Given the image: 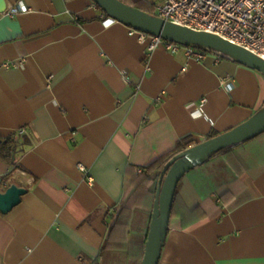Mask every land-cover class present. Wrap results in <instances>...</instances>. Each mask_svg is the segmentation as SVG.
I'll return each mask as SVG.
<instances>
[{"label":"crops","instance_id":"crops-1","mask_svg":"<svg viewBox=\"0 0 264 264\" xmlns=\"http://www.w3.org/2000/svg\"><path fill=\"white\" fill-rule=\"evenodd\" d=\"M129 32L92 0H4L0 138L13 135L16 166L0 160V191L26 193L0 213V264H140L159 158L264 108L254 69L181 45L147 51ZM175 191L158 264H264V132Z\"/></svg>","mask_w":264,"mask_h":264},{"label":"water","instance_id":"water-1","mask_svg":"<svg viewBox=\"0 0 264 264\" xmlns=\"http://www.w3.org/2000/svg\"><path fill=\"white\" fill-rule=\"evenodd\" d=\"M110 19L122 23L135 31L160 37L181 46L216 53L235 60L264 75V60L247 49L221 37L180 26L148 14L121 0H92ZM4 0H0V9ZM264 132V108L240 125L197 143L171 158L164 166L156 188L153 209L140 264H158L162 246L168 232L175 190L181 178L209 157L240 143L251 140ZM26 190L9 185L0 191V213L6 214L20 203Z\"/></svg>","mask_w":264,"mask_h":264},{"label":"built area","instance_id":"built-area-1","mask_svg":"<svg viewBox=\"0 0 264 264\" xmlns=\"http://www.w3.org/2000/svg\"><path fill=\"white\" fill-rule=\"evenodd\" d=\"M24 10L25 6L17 5L11 9L10 15ZM154 15L180 26L217 35L264 60V0H160ZM129 33L147 42V51L163 47L174 53L179 46L133 29ZM187 52L196 59L203 57V52L191 47ZM221 83L227 91L232 90L231 81L222 79Z\"/></svg>","mask_w":264,"mask_h":264},{"label":"trees","instance_id":"trees-1","mask_svg":"<svg viewBox=\"0 0 264 264\" xmlns=\"http://www.w3.org/2000/svg\"><path fill=\"white\" fill-rule=\"evenodd\" d=\"M131 6L136 7L138 9L142 10L140 3L131 4ZM144 12H147L148 14L154 15V12L152 13V11H150V12L149 11H144ZM193 49H195L197 51L204 52V51H202L200 49H196V48H193ZM216 134L217 133H211V134H209L207 136V139H210L212 137L217 136ZM12 136L13 135H10V136H8L6 138H0V160L8 163V165L10 164L11 166L15 167L16 166V163H15V160H13V156H14V153H15V147H14V141L12 140ZM190 145H191V141L189 139H187V137H186L184 139H181V141L178 143V145L176 146V148L173 151H171L170 153H168L166 155L161 156L159 158V160L157 161V164L158 165H157L156 169H158V171L156 172V174L154 176V179H156V181H157V179L159 178V175H160L162 169L164 168V166L166 165V163L171 158H173L175 155L181 153L182 151L186 150ZM228 148H230V147H228ZM222 151H220V152H222ZM141 173H143V172H141ZM6 177L7 176H5L4 179H6Z\"/></svg>","mask_w":264,"mask_h":264}]
</instances>
